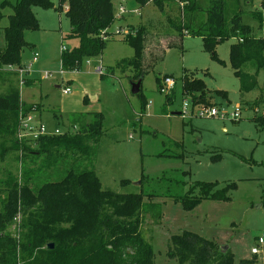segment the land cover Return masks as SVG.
<instances>
[{
    "label": "rangeland",
    "instance_id": "obj_1",
    "mask_svg": "<svg viewBox=\"0 0 264 264\" xmlns=\"http://www.w3.org/2000/svg\"><path fill=\"white\" fill-rule=\"evenodd\" d=\"M3 1L19 0H0V4ZM48 1L53 7H32L38 30L24 33L33 48L21 52L20 68L28 69L34 55L37 62L24 73L23 85H19L20 68L2 69L0 95L12 84L19 91L20 101L37 111L35 118L41 113L39 119L50 132L66 131L75 115L87 121L94 115L101 116L102 134L95 158L82 169L92 170L104 191L153 197L152 201L145 198L144 204L152 203L161 218L145 217L142 231L152 246L154 264H174L166 256L169 239L183 232L227 247L234 264L253 260L263 264L262 253L252 255L251 248L264 236V104H254L258 89L240 93L229 56L237 40L230 38L218 44L216 58H212L200 37L180 35L178 28L185 20L179 0L164 2L161 8L153 3L139 6L133 0H112L115 18L107 28L110 41L101 55L84 60L79 71L62 70L61 47L72 49L78 42L62 40L70 32L69 21L64 12L56 10L58 0ZM206 2L202 0L201 4ZM236 6L235 0H224L227 21L238 12ZM240 7L242 23L250 27L251 36L264 38V0L240 2ZM119 8L125 11L122 15ZM1 13L0 48L4 46L3 29L13 12L5 7ZM197 16L199 23L206 18L203 12ZM118 28L120 33L116 32ZM130 28L145 30L141 85L135 95L131 93L133 72L117 67L120 61L134 56L132 47L123 42ZM96 67H101V74ZM244 70L254 73L251 67ZM165 77L174 85L161 91L158 80L162 82ZM191 78L203 81L209 103L220 111L230 113L239 105L240 120L198 117L190 99L182 95L183 79ZM259 86H263L261 75ZM64 88L71 93L64 95ZM172 89L167 104L166 96ZM13 118L11 114L9 120ZM10 143L9 135L0 137V192L9 179L7 173L22 184L23 170L28 168L26 160L18 162ZM69 162L53 167L57 172L39 166L33 187L59 181L72 159ZM195 183L231 187L225 200L201 199L186 209L175 199L183 198ZM199 196L196 188L193 198ZM17 225L18 221L13 222L7 232L14 235Z\"/></svg>",
    "mask_w": 264,
    "mask_h": 264
},
{
    "label": "trees",
    "instance_id": "obj_2",
    "mask_svg": "<svg viewBox=\"0 0 264 264\" xmlns=\"http://www.w3.org/2000/svg\"><path fill=\"white\" fill-rule=\"evenodd\" d=\"M133 1L139 6L153 3L161 8L169 0ZM201 1L179 0L185 20L178 28L180 35L200 37L212 58H216L218 44L236 39L229 56L233 73L240 83V93L258 89L254 104H264V38L251 36L250 27L242 23L240 2L247 3L248 0H235L239 9L229 21L224 16V0H207L205 4ZM5 7L13 13L8 16V25L3 29L0 71L6 67L20 68L21 52L26 48L32 50V45L24 38L25 32L38 30L32 7L50 8L53 4L48 0L3 1L0 23L1 10ZM56 10L64 12L70 24V32L62 40L78 42L77 46L60 53L62 70L79 71L84 60L100 56L110 41L107 28L114 21L112 0H58ZM200 12L206 16L201 23L197 16ZM123 42L132 47L134 56L120 61L117 67L122 72L132 71L131 81L135 82L142 75L145 30L130 28L124 34ZM247 67L254 73H247L244 70ZM158 87L161 90L159 80ZM172 94L173 89L166 96L167 104ZM208 94L202 80L183 79L182 95L184 99H190L192 107L213 106ZM215 94L225 96L220 92ZM20 111L28 114L34 109L20 101L18 89L10 84L0 95V137L9 135L10 150L17 154L18 162L26 160L28 168L23 170L22 184L7 173L9 179L3 182L5 187L0 192V264H154V252L145 240L142 228L145 217L161 218L160 213L155 214V206L144 204L146 197L142 194L102 190L96 174L82 169L87 161L92 163L95 158V148L102 134L101 116L94 115L87 121L84 116L75 115L63 133L27 144L15 138ZM11 114L12 122L9 120ZM71 159L59 181H46L37 189L33 187L39 166L52 170L56 165L69 164ZM218 186V183H195L183 198L175 201L191 209L201 199H227L226 191L231 186ZM196 188L200 196L193 198ZM152 198L147 196L146 199L152 201ZM15 221H18L17 231L11 235L7 228ZM49 244L53 245L52 249H47ZM166 256L174 264H234L229 250L222 253L214 242L190 232L171 236ZM262 257L264 264V246Z\"/></svg>",
    "mask_w": 264,
    "mask_h": 264
},
{
    "label": "built area",
    "instance_id": "obj_3",
    "mask_svg": "<svg viewBox=\"0 0 264 264\" xmlns=\"http://www.w3.org/2000/svg\"><path fill=\"white\" fill-rule=\"evenodd\" d=\"M125 11L123 8H119V14H123ZM119 17V15L117 16ZM115 18V17H114ZM117 33H120L119 28L116 31ZM126 33V32H125ZM66 48L64 46L61 47V52H64ZM37 62L36 55L33 56L32 61L28 67V69L20 68L18 70V79H19V85L24 84L23 75L24 73H28L29 68H31L32 64ZM95 71L98 74H101V67H96ZM174 85V82L171 78L166 77L161 82V91H167L169 88H172ZM62 93L64 95L70 94L71 91L69 88H64L62 90ZM190 107L192 110L194 108L197 109V116L200 118H216V119H229L231 121H239L241 117V107L239 105H236L234 108V111L230 113H226L223 111H220L215 106H206V105H200L196 107H192L191 103ZM187 108V104H183V109ZM37 113V111H32L28 114H24L21 111L18 114V121H17V127L15 132V138L19 142H26L27 144L33 143L34 141H37L41 137L49 136V135H59L61 134L57 130L55 132H50L46 125L39 119L35 118L34 113ZM264 246V236L259 237L256 240L255 246L251 248L252 255H258L259 253H262V249Z\"/></svg>",
    "mask_w": 264,
    "mask_h": 264
},
{
    "label": "water",
    "instance_id": "obj_4",
    "mask_svg": "<svg viewBox=\"0 0 264 264\" xmlns=\"http://www.w3.org/2000/svg\"><path fill=\"white\" fill-rule=\"evenodd\" d=\"M140 85H141V79H139V80H137V81H135V82H132L131 81V93L132 94H138V92L140 91ZM53 248V245L52 244H49L48 246H47V249H52ZM227 250H228V248L227 247H221L220 248V251L222 252V253H225V252H227Z\"/></svg>",
    "mask_w": 264,
    "mask_h": 264
},
{
    "label": "crops",
    "instance_id": "obj_5",
    "mask_svg": "<svg viewBox=\"0 0 264 264\" xmlns=\"http://www.w3.org/2000/svg\"><path fill=\"white\" fill-rule=\"evenodd\" d=\"M39 113V112H38ZM41 117V113H39V118ZM41 120V119H40Z\"/></svg>",
    "mask_w": 264,
    "mask_h": 264
}]
</instances>
